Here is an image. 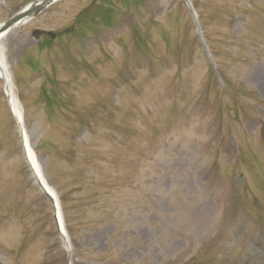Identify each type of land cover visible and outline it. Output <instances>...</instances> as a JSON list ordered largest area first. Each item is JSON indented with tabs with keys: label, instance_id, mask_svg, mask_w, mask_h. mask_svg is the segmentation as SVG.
Wrapping results in <instances>:
<instances>
[{
	"label": "rangeland",
	"instance_id": "obj_1",
	"mask_svg": "<svg viewBox=\"0 0 264 264\" xmlns=\"http://www.w3.org/2000/svg\"><path fill=\"white\" fill-rule=\"evenodd\" d=\"M0 51L62 211L0 78V264H264V0H61Z\"/></svg>",
	"mask_w": 264,
	"mask_h": 264
},
{
	"label": "bare ground",
	"instance_id": "obj_2",
	"mask_svg": "<svg viewBox=\"0 0 264 264\" xmlns=\"http://www.w3.org/2000/svg\"><path fill=\"white\" fill-rule=\"evenodd\" d=\"M1 27H2V24H0V29H1ZM5 34L6 33H0V39ZM0 78H2L4 80L5 94H6L7 99H8V104H9L10 110H11L13 116L15 117V119L17 120V123L20 127V134H25V140H24V135L22 136V140H23L22 145H23V148L25 150V154L28 156L26 158L28 159V162L32 166L33 170L37 171V173H38V171H40L41 165L38 162V160L35 159V157H34L35 154L33 153L34 151L31 147V144H29V142H28L27 135L22 130V128H24L23 114L20 110L18 100L15 97L14 90L12 87V79L8 74L7 63H6L5 58H4L1 51H0ZM43 187H44V189H46L47 191L50 192L49 185L45 181H43Z\"/></svg>",
	"mask_w": 264,
	"mask_h": 264
},
{
	"label": "water",
	"instance_id": "obj_3",
	"mask_svg": "<svg viewBox=\"0 0 264 264\" xmlns=\"http://www.w3.org/2000/svg\"><path fill=\"white\" fill-rule=\"evenodd\" d=\"M56 0H36L32 4L28 5L26 8H24L19 13L15 14L13 17L8 19L6 22L2 24V27L0 29V33L6 32L11 27L15 26L16 24L22 22V21H29L33 18H35L39 13H41L45 8L50 6L52 3H54ZM40 31H34L33 35L35 37H38ZM50 34L55 37L54 33Z\"/></svg>",
	"mask_w": 264,
	"mask_h": 264
},
{
	"label": "flooded vegetation",
	"instance_id": "obj_4",
	"mask_svg": "<svg viewBox=\"0 0 264 264\" xmlns=\"http://www.w3.org/2000/svg\"><path fill=\"white\" fill-rule=\"evenodd\" d=\"M43 34H44V33H43ZM45 34H46V35H48V33H47V32H46Z\"/></svg>",
	"mask_w": 264,
	"mask_h": 264
}]
</instances>
